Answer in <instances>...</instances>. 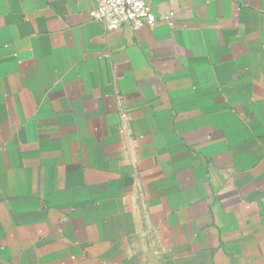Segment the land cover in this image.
<instances>
[{"label":"crops","instance_id":"1","mask_svg":"<svg viewBox=\"0 0 264 264\" xmlns=\"http://www.w3.org/2000/svg\"><path fill=\"white\" fill-rule=\"evenodd\" d=\"M143 1L0 0V264H264V0Z\"/></svg>","mask_w":264,"mask_h":264},{"label":"built area","instance_id":"2","mask_svg":"<svg viewBox=\"0 0 264 264\" xmlns=\"http://www.w3.org/2000/svg\"><path fill=\"white\" fill-rule=\"evenodd\" d=\"M95 8L89 13V17L103 25L107 31L120 30L129 26L135 31L148 27L153 29L158 18L149 2L143 0H95ZM174 13L162 16V20L171 26L174 22ZM118 106L122 120L128 119L127 111L122 97L118 94Z\"/></svg>","mask_w":264,"mask_h":264}]
</instances>
